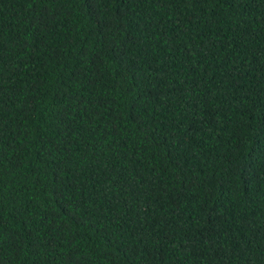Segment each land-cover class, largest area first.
<instances>
[{"label":"trees","instance_id":"obj_1","mask_svg":"<svg viewBox=\"0 0 264 264\" xmlns=\"http://www.w3.org/2000/svg\"><path fill=\"white\" fill-rule=\"evenodd\" d=\"M0 264H264V0H0Z\"/></svg>","mask_w":264,"mask_h":264}]
</instances>
